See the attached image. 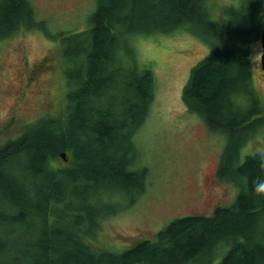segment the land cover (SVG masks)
Wrapping results in <instances>:
<instances>
[{
	"label": "trees",
	"instance_id": "16d2710c",
	"mask_svg": "<svg viewBox=\"0 0 264 264\" xmlns=\"http://www.w3.org/2000/svg\"><path fill=\"white\" fill-rule=\"evenodd\" d=\"M209 1L97 0L88 26L66 37L65 120L47 117L0 142V264H264V149L239 155L264 129L251 64L264 0H245L231 24L212 20ZM34 16L28 0H0V40L21 26H44ZM176 30L210 48L181 96L210 133L225 136L215 178L235 187L236 197L119 253L97 250L83 237V229L96 235L97 219L86 226L83 212L112 216L149 185L133 138L149 115L154 79L122 52L128 38ZM64 152L73 166L54 164Z\"/></svg>",
	"mask_w": 264,
	"mask_h": 264
},
{
	"label": "rangeland",
	"instance_id": "374dc122",
	"mask_svg": "<svg viewBox=\"0 0 264 264\" xmlns=\"http://www.w3.org/2000/svg\"><path fill=\"white\" fill-rule=\"evenodd\" d=\"M28 1L35 20L44 26H21L13 36L0 40L1 143L17 139L32 124L47 117L65 120V73L70 69L67 53H71L65 39L88 26L97 3ZM244 1L210 0V17L231 24ZM263 30L264 20L255 28L257 42L251 50L252 83L262 102L259 38ZM127 40L131 41L125 46L127 53L122 52L124 62L149 69L154 79L149 115L133 138L138 167L147 168L149 185L133 206L112 216L101 219L83 212L86 226L93 218L98 225L93 227L94 237L83 229L85 242L97 250L115 253L138 241L155 239L159 230L177 218L210 216L217 206L231 205L237 194L235 187L215 178L225 136L210 133L197 115L186 111L181 96L191 67L207 56L210 48L184 30L136 35ZM258 132L240 149V158L264 149V129ZM54 164L62 168L74 165L61 158Z\"/></svg>",
	"mask_w": 264,
	"mask_h": 264
},
{
	"label": "water",
	"instance_id": "95a60500",
	"mask_svg": "<svg viewBox=\"0 0 264 264\" xmlns=\"http://www.w3.org/2000/svg\"><path fill=\"white\" fill-rule=\"evenodd\" d=\"M259 41H260V46H261V56H260V67H261V72H262L261 76H262V81L264 83V30L262 31L260 35ZM59 156L63 161L65 162L67 161L65 152L60 153Z\"/></svg>",
	"mask_w": 264,
	"mask_h": 264
}]
</instances>
